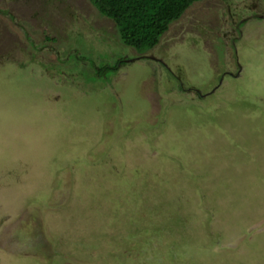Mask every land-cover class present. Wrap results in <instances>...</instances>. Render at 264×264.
<instances>
[{
    "label": "rangeland",
    "instance_id": "1",
    "mask_svg": "<svg viewBox=\"0 0 264 264\" xmlns=\"http://www.w3.org/2000/svg\"><path fill=\"white\" fill-rule=\"evenodd\" d=\"M0 264H264V0H0Z\"/></svg>",
    "mask_w": 264,
    "mask_h": 264
},
{
    "label": "trees",
    "instance_id": "2",
    "mask_svg": "<svg viewBox=\"0 0 264 264\" xmlns=\"http://www.w3.org/2000/svg\"><path fill=\"white\" fill-rule=\"evenodd\" d=\"M207 0H88L104 18L116 27L120 42L139 54L153 50L169 25L176 22L194 3ZM117 66L103 67V77L117 71Z\"/></svg>",
    "mask_w": 264,
    "mask_h": 264
},
{
    "label": "flooded vegetation",
    "instance_id": "3",
    "mask_svg": "<svg viewBox=\"0 0 264 264\" xmlns=\"http://www.w3.org/2000/svg\"><path fill=\"white\" fill-rule=\"evenodd\" d=\"M125 62H128L127 60H118L117 61V65L116 66H123V65H125Z\"/></svg>",
    "mask_w": 264,
    "mask_h": 264
}]
</instances>
